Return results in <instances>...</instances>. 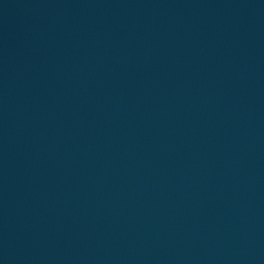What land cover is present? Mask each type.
I'll use <instances>...</instances> for the list:
<instances>
[{
  "label": "water",
  "instance_id": "obj_1",
  "mask_svg": "<svg viewBox=\"0 0 264 264\" xmlns=\"http://www.w3.org/2000/svg\"><path fill=\"white\" fill-rule=\"evenodd\" d=\"M0 264H264V0H0Z\"/></svg>",
  "mask_w": 264,
  "mask_h": 264
}]
</instances>
